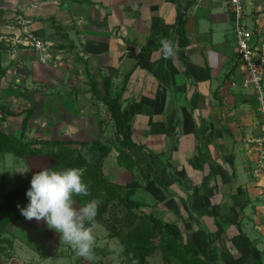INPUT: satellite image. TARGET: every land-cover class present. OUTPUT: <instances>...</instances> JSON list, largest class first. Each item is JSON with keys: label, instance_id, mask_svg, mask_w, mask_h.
Segmentation results:
<instances>
[{"label": "crops", "instance_id": "0c3cea01", "mask_svg": "<svg viewBox=\"0 0 264 264\" xmlns=\"http://www.w3.org/2000/svg\"><path fill=\"white\" fill-rule=\"evenodd\" d=\"M187 2L0 0V36L21 33L25 19L26 29L64 45L54 67L32 52L0 44V104L16 113L0 110L2 126L20 137L30 111L25 141L100 136L113 142L115 128L92 89L110 96L123 88L128 137L143 147L124 150L138 161L132 170L120 165L113 149L104 160L106 177L133 187V199L145 213L175 224L168 231L178 241L200 245L202 230L218 263L264 264V176H254L255 155L245 143L261 134L260 116L255 91L241 85L246 70L228 0H195L187 8L185 57L176 43L170 59L161 46L144 50L172 32L178 8ZM44 159L0 153V184L8 161L16 188L52 165ZM12 189L0 187V200ZM92 233L94 258L87 261L44 221H28L20 213L6 235L14 249L0 253V264H116L118 240L108 239L101 224Z\"/></svg>", "mask_w": 264, "mask_h": 264}, {"label": "trees", "instance_id": "16d2710c", "mask_svg": "<svg viewBox=\"0 0 264 264\" xmlns=\"http://www.w3.org/2000/svg\"><path fill=\"white\" fill-rule=\"evenodd\" d=\"M194 2L195 0H188L185 7L178 8L172 32L163 38L176 43L183 57L186 56V48L189 45L186 32L187 8ZM63 46H57V48L61 49ZM160 46L158 42L144 50ZM87 67L85 63L86 73L88 72ZM204 78H209V72L206 74L204 72ZM122 92L123 88L113 95L102 96L95 86L92 89L95 99L105 105L108 118L115 128L113 142H106L102 139L70 142L25 141L24 136L31 115L28 111L22 121L20 137L8 133L2 126L3 118H0V153H12L19 158L48 155L53 159V163L47 169L56 171L68 168L80 169L82 180L88 185L90 195L87 197L73 196V200L80 206L93 199L101 201L94 225L101 224L108 232V239L118 240L120 258H126L132 264H153L149 258L160 254L161 264H220L210 250L211 241L208 242L207 235L202 230L197 233L200 245L178 241L168 231L169 228H174L175 224L165 223L153 214L145 213L142 210L143 204L133 199L135 193L133 187L123 188L106 177L103 170L104 160L113 149L116 148L119 152L120 165L132 170L138 161L132 160L131 154L124 150L143 147L136 145L128 137L131 124L122 111L120 103ZM0 110L4 115H16L1 104ZM102 123L100 120L99 124ZM85 149L91 157V163L85 160ZM29 188L30 182L19 185L5 192L0 200V253H10L14 249L13 240L6 235L9 225L20 217L17 205L26 207L29 203L26 196ZM122 189H126V193H123ZM242 235L247 242H250L244 233Z\"/></svg>", "mask_w": 264, "mask_h": 264}, {"label": "clouds", "instance_id": "9594fccd", "mask_svg": "<svg viewBox=\"0 0 264 264\" xmlns=\"http://www.w3.org/2000/svg\"><path fill=\"white\" fill-rule=\"evenodd\" d=\"M160 44L165 59L176 55L170 40L161 39ZM84 157L91 163L87 149L84 150ZM89 195V187L83 182L80 169L56 171L46 168L32 175L30 188L26 192L29 200L27 206L17 207L26 220L44 221L50 229L60 234L63 242L78 257L91 261L94 258L95 244L92 226L95 224L101 201L93 199L77 208L73 200V196Z\"/></svg>", "mask_w": 264, "mask_h": 264}, {"label": "built area", "instance_id": "2783aa9c", "mask_svg": "<svg viewBox=\"0 0 264 264\" xmlns=\"http://www.w3.org/2000/svg\"><path fill=\"white\" fill-rule=\"evenodd\" d=\"M233 15V32L240 60L245 67L246 76L241 85L255 91L260 116L261 134L248 137L245 143L255 155L253 174L264 176V31L256 29L247 18V0H228ZM24 30L15 35L0 36L4 44L13 52L20 50L32 52L37 60L45 65L58 67L61 62L60 50L55 43L26 29L30 22L21 20ZM236 83H234L235 85Z\"/></svg>", "mask_w": 264, "mask_h": 264}, {"label": "rangeland", "instance_id": "374dc122", "mask_svg": "<svg viewBox=\"0 0 264 264\" xmlns=\"http://www.w3.org/2000/svg\"><path fill=\"white\" fill-rule=\"evenodd\" d=\"M246 11H247V18L251 22V24L256 29L264 31V0H247ZM256 20H260V23H257ZM263 87H264V83H263ZM89 137H91V138H87L86 140H91V139L101 140L102 139L100 136H94V138H92V136H89ZM40 156H46L48 159H44V160H47V162L49 160H53L48 155H40ZM10 158H13V156ZM7 164L10 165L11 162L8 161ZM8 165L5 169V172H3L4 173V180H2V182L0 184V187H4L7 190L12 189L16 186L15 185L16 180L13 179V177H12L13 171H12V169H10V166H8ZM44 167H45V165H44ZM157 258H158V256H156V255L151 257V263L158 264ZM114 260L116 261L115 262L116 264H132L126 258H120L119 254L114 258ZM159 260H160V257H159Z\"/></svg>", "mask_w": 264, "mask_h": 264}]
</instances>
